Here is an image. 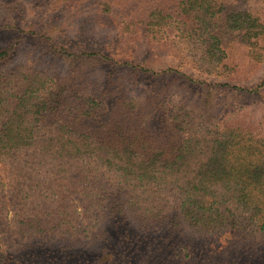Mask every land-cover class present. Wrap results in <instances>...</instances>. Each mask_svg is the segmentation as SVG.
Returning <instances> with one entry per match:
<instances>
[{
    "label": "trees",
    "instance_id": "16d2710c",
    "mask_svg": "<svg viewBox=\"0 0 264 264\" xmlns=\"http://www.w3.org/2000/svg\"><path fill=\"white\" fill-rule=\"evenodd\" d=\"M48 2V19L58 4L78 11L89 5L91 26L150 44L176 31L187 50L181 59L210 75L246 79L264 64V17L229 0ZM8 10L22 12L20 5ZM0 33V264H158L147 242L163 228L239 232L254 243L243 259L192 264H264V132L245 111L216 123L183 102L170 106L161 89L145 103L128 95L124 77L115 86L116 68L101 93L98 83L62 79L42 63L45 47L57 56L107 59L116 40L93 48L59 24L41 30L16 17L4 20ZM27 50L34 58L19 61ZM127 64L131 74L146 72ZM226 86L261 96L264 76ZM142 246L141 256L128 255Z\"/></svg>",
    "mask_w": 264,
    "mask_h": 264
},
{
    "label": "rangeland",
    "instance_id": "374dc122",
    "mask_svg": "<svg viewBox=\"0 0 264 264\" xmlns=\"http://www.w3.org/2000/svg\"><path fill=\"white\" fill-rule=\"evenodd\" d=\"M234 7H240L241 10L248 9L254 16L264 17L263 0H229ZM12 2V3H11ZM13 4L14 7L21 6V15L11 14L8 7ZM48 0H0V26L3 21L12 17L30 24H39L41 30L47 29L52 24H59L68 33L69 36L78 40V43L87 42L93 48H102L104 42L109 44L117 41L118 49L104 51L108 58L102 56H90L88 53L79 54L78 58H68L66 56H57V53L49 51L45 47L41 57L42 63L46 67L57 70L62 79L73 76L76 81L87 78L88 81L98 83L100 92L106 90L107 78H109L112 68H116L120 74L114 76L115 86H119L117 81L119 76L124 77V92L136 97L143 103L152 92V90H163L167 100L171 104L183 102L194 109L199 115L207 114L212 122H220L227 118L226 114L230 111H245L246 121L264 132V124L261 119L264 115V95H249L244 91L235 89L230 85L241 84L249 86L256 84L264 76V64L259 67L253 77L246 79H232L226 76H217L207 74L193 66L191 59L182 58V52L185 50L184 39L178 38V32L170 31L166 33L164 39L150 44L145 39L133 40L123 34L111 30L102 25L91 26L96 23V15H88L87 8L84 11L67 8L66 5L58 4L55 9L56 14L53 18L46 17V10L50 7ZM91 6V5H90ZM90 10V8H88ZM91 13V12H90ZM6 34L0 33L3 38ZM164 35V34H162ZM2 41V39H0ZM28 40V44H30ZM32 43V42H31ZM88 49V52H92ZM27 52V53H26ZM37 58L40 55L37 53ZM19 61L33 59L34 56L30 50L22 51L18 55ZM39 63L41 61L37 60ZM37 62V65L39 63ZM133 62L146 71L142 74H131L130 63ZM178 71L188 74L195 78L197 82H190L186 78H178ZM82 76V77H81ZM79 77V78H78ZM122 79V78H121ZM117 95L119 92H116ZM134 233L137 234V227H134ZM138 234L145 235L140 231ZM145 237V236H143ZM142 240V239H141ZM152 242H147V250H152V262L158 264H192L193 262H210L224 258H245V246L253 243L249 238L239 232H223L216 235H200L184 229L179 232H164V228L151 236ZM143 241V240H142ZM146 243V242H145ZM254 244V243H253ZM256 246V245H255ZM129 251L128 255L133 257L138 251L141 256L145 252L146 246L140 250ZM8 253L13 254L16 261L21 252H16L12 247H5ZM264 250V249H263ZM144 256V255H143ZM142 256V257H143Z\"/></svg>",
    "mask_w": 264,
    "mask_h": 264
}]
</instances>
